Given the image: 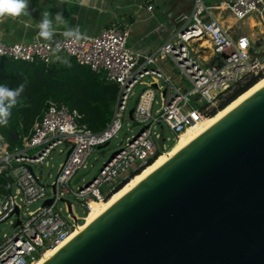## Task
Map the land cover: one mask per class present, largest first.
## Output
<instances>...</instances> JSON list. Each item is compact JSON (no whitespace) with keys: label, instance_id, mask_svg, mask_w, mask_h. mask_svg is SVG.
Here are the masks:
<instances>
[{"label":"built area","instance_id":"obj_1","mask_svg":"<svg viewBox=\"0 0 264 264\" xmlns=\"http://www.w3.org/2000/svg\"><path fill=\"white\" fill-rule=\"evenodd\" d=\"M151 7V3L146 5L147 9ZM223 14L229 16L231 22ZM254 15L264 28V0H219L211 5L193 0L188 14L177 15V20L182 19L184 23L151 52L130 48L126 44L128 27L115 21L94 34L81 32L85 38L79 42L57 32L51 40L37 36L12 43L0 40V56L45 65L62 57H72L117 87L110 106L111 118L96 131L77 121L79 113L75 109L47 99L27 132L20 136L22 148L8 151L7 141L0 135V174L8 175L15 184V193L0 191V221L13 215V230L0 238V264H29L43 248L57 243L78 219L82 220L83 215L73 213L72 203L67 200L63 203L70 221L60 216L54 205L62 196L70 192L87 210L90 199L106 197L144 165L157 148L154 140L157 134L152 130L154 122L161 121L175 137L194 119L205 116L213 101L235 82L263 70L264 57L259 59L252 53L251 41L244 34L233 36L230 32L238 21ZM259 35L264 32L260 31ZM199 36L209 41V65H205L207 61L201 56L205 48L199 44ZM166 57L189 81L190 87L185 91H181L157 64L158 58ZM145 75L151 79L137 95L131 112V120L141 124L142 129L105 159L94 177L71 189L68 180L83 165L91 147L108 141L120 128V118L132 88L135 83H143ZM153 83L159 96V106L155 110L151 107L155 93L151 87ZM192 94H197L194 100L199 107L187 105L188 95ZM60 143H67L69 152L59 162L49 187L40 183L39 176L23 162H41ZM36 145L40 147L33 154L26 153V148ZM11 160L16 162L15 166ZM5 183L8 187L10 181ZM100 183L107 185L105 192L98 190ZM39 198H49L50 202L41 203L25 211L24 217L20 216L21 206ZM16 219L18 223L15 224Z\"/></svg>","mask_w":264,"mask_h":264},{"label":"water","instance_id":"obj_2","mask_svg":"<svg viewBox=\"0 0 264 264\" xmlns=\"http://www.w3.org/2000/svg\"><path fill=\"white\" fill-rule=\"evenodd\" d=\"M40 264H264V84Z\"/></svg>","mask_w":264,"mask_h":264},{"label":"trees","instance_id":"obj_3","mask_svg":"<svg viewBox=\"0 0 264 264\" xmlns=\"http://www.w3.org/2000/svg\"><path fill=\"white\" fill-rule=\"evenodd\" d=\"M64 60H67L71 66L63 63ZM263 73L264 68L256 73L247 74L241 81L235 82L218 100L216 106L207 111L206 115L210 116L217 108H222L259 80L264 75ZM25 81H27L25 90L18 104L11 110L12 114L7 124L8 131L15 129L19 123L22 133L27 132L33 118L39 114L48 98L75 109L79 113L77 121L96 131L108 120L110 106L117 90L115 83L106 81L100 73L91 71L88 66L77 63L72 57H62L58 61L45 65L40 62L0 56V84L15 89ZM173 140L167 145L168 147L171 144L167 149L174 144ZM161 148V145L157 146L154 155L146 161V165L132 172L130 176L133 175L117 185L108 197L151 165L163 152ZM2 180L5 181V176L0 174V181ZM85 211L86 209H84L83 216L86 215Z\"/></svg>","mask_w":264,"mask_h":264},{"label":"rangeland","instance_id":"obj_4","mask_svg":"<svg viewBox=\"0 0 264 264\" xmlns=\"http://www.w3.org/2000/svg\"><path fill=\"white\" fill-rule=\"evenodd\" d=\"M206 1H208V0H206ZM186 2L182 3V4L176 3L172 9L178 10V9H180V7L183 4H185L184 7L182 9H180L181 11H178V13L183 12L185 14H188L190 9H191V6L193 4V0H186ZM169 16L166 15V17H169ZM174 18L172 17V19L170 21L161 20L158 22V20L161 19L160 16H154L152 19H149L148 21H146V24L143 20H135V23L133 25H130V28L128 31L129 34L126 37V44L128 46H133L140 41L141 42H144V41L148 42L152 39H157V35H159V34L160 35H168V33L170 31H175L178 27H180L184 23V21H182V19L174 20ZM248 20L250 21L251 26H249L247 24ZM156 23L158 24L157 30H155V31L153 30L152 32L150 31L145 36H142V34H138V29H139L140 25L145 24L143 30L147 31L150 27H152ZM237 24L239 26L235 28V31H242V32L251 31L253 33V36H255V38H256L257 31H258L257 28L259 27V25L256 22L255 16H249L246 19L238 21ZM59 35H63V33H60ZM24 40H28V39H24ZM200 42H201V44H203L204 47L205 46L207 47V41L206 42L200 41ZM252 53L259 59L264 57V54H263L264 51L259 52V46L256 44L253 45ZM161 60L162 59H160V61ZM209 64H210V61L205 63V65H209ZM161 65L164 66L165 68L171 70L173 72V74L175 75V77L178 75L179 79L176 82L183 85L182 87H179V89L181 91H185L186 89H188L190 87L189 81L177 69V67L173 64V62L168 57L164 58L161 61ZM150 79H151V77L149 75H145L144 77H142L143 83H135V85L132 88V93L127 100L125 111L123 112V115L120 118L121 119L120 128L108 140V142L106 144H103L104 143L103 142V143L99 144V146L93 145L91 147V149L89 150L87 156L85 157V159L83 161V165H80L68 180V186L71 189H74V188L80 186L81 184L85 183L86 181H88L92 177H94L97 174L99 167L102 165L103 161L107 158L109 153L115 149H118L120 146H122L127 141V139L129 137H131L141 127V124L136 123L133 120H130L127 117L126 113H127V110L134 105L136 97L139 94V92L146 86L145 81H148ZM160 83H161V79L158 78V84H160ZM151 87L155 90V94H154V100L155 101L152 104V108L154 109V108H157L159 105V99H158L159 96L157 94L156 87L154 85H151ZM227 91L228 90H226L224 92V94ZM196 96H197V94L188 95V104H187L188 106L199 107L198 106L199 104H195L194 99L196 98ZM222 96H220L219 98H216L213 101V106H211V107L216 106L218 100L221 99ZM44 105H45V103H44ZM111 115H112V109L110 108V114H109L108 120L111 118ZM206 117H209V116H206ZM7 126L8 125L0 126V135L4 139H6V141H7V145H6L7 150L11 152L13 150L22 148L20 136L23 133H22L20 124L17 123L16 128H15L17 130L19 137H17L14 140H9ZM152 130L154 133L157 134L156 136H154V140H155L156 145L159 147H160V145L161 146L163 145L162 146V148H164L163 151L166 150L171 145L170 144L167 147V145L170 143V141L172 139H174L173 141H175V139H176L175 137H173L172 132L168 129V127L165 124H163L161 121L154 122V124L152 126ZM39 147H40L39 145L28 147V148H26V153L27 154H33V152H35ZM66 150H67V143H60V144H57L56 146H54L48 152V154L44 157V159L41 162H39V163L23 162V163L27 166H30L31 170L37 176H39L40 183H42L44 185H48L50 187V183L56 174L58 164H59V162H61L63 160ZM11 164L13 166H15L16 162L11 160ZM6 180L10 181L8 187L6 186V183H5ZM5 181L4 180L0 181V191L9 190L11 193H15V184L11 180V178L9 179V178H7V175H5ZM106 188H107V185H105L104 183H100L98 185V190L100 192H105ZM17 196H19V194H17ZM65 200L70 201L72 203L73 213H75L77 216H81L83 214L84 207L79 204L77 199H75L70 192H68L67 194L62 196L61 199H58L54 205V208L58 210L60 216L65 221H68V222L70 221V218L67 216V212L64 208L63 202ZM42 201H43V199L39 198V199H37L31 203L26 204L25 206L24 205L21 206L20 211H19L20 216L24 217L25 211L33 209L37 205H41ZM81 221H80V219H78V222H79L78 224H80ZM83 221L81 222V224L83 223ZM12 230H13V215L10 216L9 218H6V219L0 221V238L3 237L4 235L11 233Z\"/></svg>","mask_w":264,"mask_h":264},{"label":"crops","instance_id":"obj_5","mask_svg":"<svg viewBox=\"0 0 264 264\" xmlns=\"http://www.w3.org/2000/svg\"><path fill=\"white\" fill-rule=\"evenodd\" d=\"M202 1L205 4L211 5L219 0H208V1L202 0ZM185 2L186 0H89L88 6L83 7L79 5L78 0H65V2L63 3H61V0H29L28 10L30 15L22 16L16 20L9 18V19H5L3 22H0V40L5 43H12L15 41H27L24 39L30 40L33 37L37 36V33L39 32L37 25L39 24L44 12H49L51 14L50 18L53 20L55 14L57 12H60L67 21L66 25H61L55 28V32L57 33H64L66 30H68V28H75L78 26L81 32L94 34L97 31H99L101 28L108 26L111 22L114 21L120 23L121 26H127L129 31L130 25H133L135 23V20H143L145 24L146 21L152 19L154 16H160L161 19H159L158 22L161 20L170 21L172 17L173 18L175 17L174 20H177V15L183 13V12L178 13V11H181L180 9H182L185 4H183L178 10H174L172 8L176 3L182 4ZM148 3L152 4L151 9L146 8V5ZM165 14L170 16L166 17ZM225 19L231 22V18L229 16L226 15ZM256 22L259 25V27L257 28L258 31L256 30L257 31L256 38L255 36H253V33L251 31L249 32L235 31V28L239 26L238 24L234 25L230 29V32L233 36H236L239 33L244 34L251 41L252 47L254 44H256L259 46V49L260 48L262 49L263 52L264 35L262 36L259 35V32L260 31L264 32V28L259 23L258 20H256ZM145 24L140 25L138 29V34H142V36H145L150 31L151 32L153 30L155 31L158 28V24L156 23L152 27H150L147 31H144L143 28ZM247 24L251 26L249 20ZM173 32L174 31H170L168 35L159 34L157 35V39H152L148 42L140 41L135 45L129 47L137 51H147V52L154 51L161 43H163L166 39H168ZM201 56L203 57V59H205V61L211 62L209 50L204 49L201 53ZM160 59L163 60L164 58H158L157 64L166 74H168L172 78V80L179 87H182L183 86L182 84L176 82L179 79L178 75L175 77V75L171 70L162 66L161 65L162 60L160 61ZM154 101L155 100L153 98L152 104ZM155 109L156 108L154 109L152 108V110Z\"/></svg>","mask_w":264,"mask_h":264},{"label":"bare ground","instance_id":"obj_6","mask_svg":"<svg viewBox=\"0 0 264 264\" xmlns=\"http://www.w3.org/2000/svg\"><path fill=\"white\" fill-rule=\"evenodd\" d=\"M198 41H199L200 45H203V44H201L200 41L206 42L208 40L205 39V37H203V36H199ZM207 46L209 47L208 43H207ZM208 47H206L205 50L206 49L209 50ZM261 84H264V75L257 82L252 84L248 89H246L245 91L240 93L238 96H236L234 99H232L226 105H224L222 108H220L219 110H217L218 109L217 108L216 109L217 111L215 110L216 112L213 113L211 116L205 115V116H202L200 118L194 119L189 125H187L184 129H182L181 131H179L175 135L176 139H175L174 144L171 146V148L166 149L162 153H160L151 165L144 168L139 174L136 173L137 175L134 176L128 183H126L119 191H117L116 193H114L110 197H108V196L113 191L110 192L106 197H104L102 199H90L88 204H87V210L85 211V213L86 212L87 213H86L85 217L84 216L82 217V221L84 220L83 223L80 225L78 224L79 222L76 223L75 226L73 228H71V230L68 231V233L61 240H59L54 245L43 248L40 251V253L29 264H40L41 262H43L47 257H49L53 252H55L60 246H62L68 239H70L76 232H78L87 223H89L93 218H95L101 211H103L108 205H110L114 200H116L119 196H121L125 191H127L131 186H133L137 181H139L143 176H145L149 171H151L154 167H156L163 160H165L167 157H169L172 153H174L177 149H179L182 145H184L187 141H189L193 136H195L203 128H205L207 125H209L211 122H213L219 116H221L224 112H226L228 109H230L236 103H238L241 99H243L245 96H247L253 90H255L257 87H259ZM206 116H209V117H206ZM162 149H164V148H162ZM130 177H128L126 180H128Z\"/></svg>","mask_w":264,"mask_h":264},{"label":"clouds","instance_id":"obj_7","mask_svg":"<svg viewBox=\"0 0 264 264\" xmlns=\"http://www.w3.org/2000/svg\"><path fill=\"white\" fill-rule=\"evenodd\" d=\"M63 2L65 0H61V3ZM78 3L80 6L86 7L88 6L89 0H78ZM28 9L29 0H0V22L9 18L16 20L22 16L30 15ZM50 16L51 14L49 12H44L37 25L39 36L45 40H51L54 37L56 27L67 24V21L60 12L55 14L54 20ZM63 35L75 42H79L85 38L78 26L68 28ZM63 63L68 64L69 67L71 66L67 60H64ZM26 82L19 84L15 89L5 84H0V126L8 124L12 114L11 110L18 104L19 98L25 90Z\"/></svg>","mask_w":264,"mask_h":264}]
</instances>
